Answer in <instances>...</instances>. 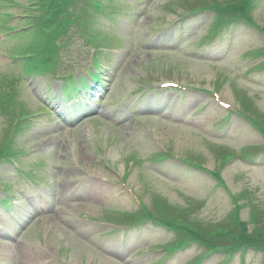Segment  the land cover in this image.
I'll use <instances>...</instances> for the list:
<instances>
[{"label":"rangeland","instance_id":"374dc122","mask_svg":"<svg viewBox=\"0 0 264 264\" xmlns=\"http://www.w3.org/2000/svg\"><path fill=\"white\" fill-rule=\"evenodd\" d=\"M11 1L15 2L0 0V13H15L9 20L11 26L26 25L27 19L20 16L26 9L18 5L9 7ZM18 1L28 3L31 0ZM69 1L76 8L66 12V20L76 21V15L87 18L85 9L91 11L95 6L91 0H67L66 3ZM208 1L113 0L104 12L94 11L96 20L90 27L89 37L98 44L103 43L102 29L106 27L107 30L113 28L111 33L122 39L121 46H112L116 49L106 55V76L109 78L110 73H117L114 81H106L108 87L111 86L105 94L108 102L99 110V115L87 116L76 126L53 115L39 116L35 125H24L19 130L11 146L12 153H18L17 147L27 152L15 160L23 166L21 170L33 172L38 181L33 182L31 176L17 171L11 164H0V193H5L6 186H10L13 195L17 193L19 207L23 210L19 220L25 223H19V235L13 240L12 248L18 257L22 255L18 264H63L64 261L67 264H192L198 259L204 250L200 244L165 256L158 244L174 242L179 235L173 230L153 224L121 230L103 219L114 218V210L122 212L137 207L117 185L130 159L136 164L129 169L126 180L145 201L151 203L153 196L157 201L165 197L174 206H184L189 211L195 209L196 213L189 214V219L182 217L184 220L195 222L199 218L216 228L219 223L223 226L231 223L233 217L229 212L233 203L225 187L218 185L206 170L216 171L218 151L223 157V149L234 153L224 157L223 185L232 192H239V199L241 191L248 196L240 199L245 206L242 216L250 219L252 230L260 229L264 236V211L260 218L254 208L255 205L264 209V151L262 148L249 154V162L238 156L243 154L245 147L264 144V139L241 116H226L231 105L256 122L254 112L264 114V69L261 67L264 54L259 52L264 48V34L258 29L264 27V0H247L246 8L253 2L251 17L257 27L231 24L229 33L214 40L211 37V22L215 19L212 13H199L184 18L181 23L176 22L190 7L205 5ZM218 1L223 5L242 2ZM143 5L148 9L139 17V8ZM122 8L128 9L120 12ZM90 18L93 19V14ZM60 26L57 38L50 43L56 49L66 45L69 38V30L61 23L53 29ZM5 31L0 28V36ZM22 31H7L10 33L0 42V77L21 71L11 53L27 50L24 43L31 40L32 35H24ZM158 40L163 44L171 43L165 47L174 46V49L146 47L157 44ZM34 51L38 52V48ZM62 55L65 65L74 63L77 66L80 42L74 41ZM119 64L123 66L119 68ZM32 75H27L30 76L28 83L16 76V85L27 104L25 112L28 114L40 112L35 96H45L42 79ZM168 82H179L191 89L169 93L160 88ZM7 91L8 88H4L0 98L8 99ZM212 91H217V97ZM217 98L229 107H223ZM1 103L6 115L11 116L10 106L5 101ZM133 106L144 115L127 124L116 125L109 122L114 118L106 117L110 107L115 114L123 111L126 115V108ZM164 116L176 122L165 120ZM10 123L0 115V158L4 156ZM163 144L173 149L175 158L162 157L160 160L156 157ZM179 156L205 169L187 165ZM103 178L117 184L107 183ZM95 184L97 197H90L88 193ZM75 192L80 194L78 198H74ZM70 198L75 199L73 203L63 205L64 200ZM52 199H57L56 205H52ZM11 220L13 218L7 213L0 216L4 226L18 229L17 225L10 226ZM258 221H263L262 225H257ZM113 228V233L105 237L104 233ZM201 229L210 228L202 226ZM5 236V231H0V256L6 252L2 243ZM105 245L115 247L118 255L110 253L112 248ZM42 252H48V257H43ZM225 257V253H215L204 258L201 264H264V253L259 249L238 251L228 260ZM6 258L8 256L3 259Z\"/></svg>","mask_w":264,"mask_h":264},{"label":"trees","instance_id":"16d2710c","mask_svg":"<svg viewBox=\"0 0 264 264\" xmlns=\"http://www.w3.org/2000/svg\"><path fill=\"white\" fill-rule=\"evenodd\" d=\"M229 237H237L239 238V241H244L247 242L249 236L247 234H245L241 229H237L235 231H233Z\"/></svg>","mask_w":264,"mask_h":264},{"label":"bare ground","instance_id":"6f19581e","mask_svg":"<svg viewBox=\"0 0 264 264\" xmlns=\"http://www.w3.org/2000/svg\"><path fill=\"white\" fill-rule=\"evenodd\" d=\"M97 193H98L97 184H95L94 188H91L88 194H89L90 197H97L96 196Z\"/></svg>","mask_w":264,"mask_h":264}]
</instances>
